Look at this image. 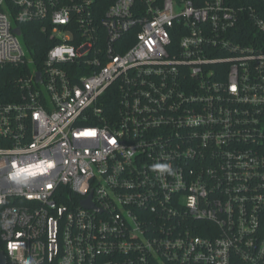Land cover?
I'll return each mask as SVG.
<instances>
[{
    "label": "built area",
    "instance_id": "obj_1",
    "mask_svg": "<svg viewBox=\"0 0 264 264\" xmlns=\"http://www.w3.org/2000/svg\"><path fill=\"white\" fill-rule=\"evenodd\" d=\"M95 3L0 0L6 264H264V17Z\"/></svg>",
    "mask_w": 264,
    "mask_h": 264
},
{
    "label": "trees",
    "instance_id": "obj_2",
    "mask_svg": "<svg viewBox=\"0 0 264 264\" xmlns=\"http://www.w3.org/2000/svg\"><path fill=\"white\" fill-rule=\"evenodd\" d=\"M61 4L65 5L69 3V0H59ZM95 6H94V13L96 18L99 20V18H102L105 14V12L109 9V7L115 2L116 0H95ZM229 3L234 7H240V6H254L259 11L260 15L264 17V1L263 0H229ZM24 37L25 42L29 49L32 52V55L37 61V67H41V59L45 56L46 51L54 45L57 41H51L49 38V32L44 33L41 30V24L39 23H29V24H22L20 25ZM125 38H128V35L125 36ZM124 39V38H123ZM177 41V40H176ZM118 53H123L125 51V48H119L117 49ZM17 72V71H15ZM11 74V73H10ZM9 78H11L9 75L6 79L11 81ZM6 84V86H3V91L8 94V92L11 90V87L9 84L10 82ZM6 101H12L10 98H5ZM116 100V102H115ZM115 103H117V99L114 98L111 102L112 107L115 106ZM5 251L4 244L0 240V253Z\"/></svg>",
    "mask_w": 264,
    "mask_h": 264
},
{
    "label": "water",
    "instance_id": "obj_3",
    "mask_svg": "<svg viewBox=\"0 0 264 264\" xmlns=\"http://www.w3.org/2000/svg\"><path fill=\"white\" fill-rule=\"evenodd\" d=\"M15 34L20 36L21 35V29L20 28H16L15 29ZM84 207L88 208V209H94V206L90 202H85L84 203ZM0 264H6V257H5L4 252L0 253Z\"/></svg>",
    "mask_w": 264,
    "mask_h": 264
}]
</instances>
